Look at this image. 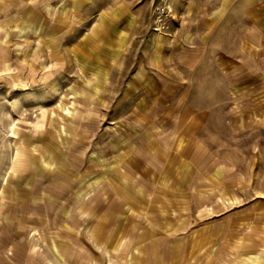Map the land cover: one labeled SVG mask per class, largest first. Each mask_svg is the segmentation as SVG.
I'll list each match as a JSON object with an SVG mask.
<instances>
[{
  "label": "rangeland",
  "instance_id": "1",
  "mask_svg": "<svg viewBox=\"0 0 264 264\" xmlns=\"http://www.w3.org/2000/svg\"><path fill=\"white\" fill-rule=\"evenodd\" d=\"M151 1L0 2V264H264V0Z\"/></svg>",
  "mask_w": 264,
  "mask_h": 264
},
{
  "label": "crops",
  "instance_id": "2",
  "mask_svg": "<svg viewBox=\"0 0 264 264\" xmlns=\"http://www.w3.org/2000/svg\"><path fill=\"white\" fill-rule=\"evenodd\" d=\"M5 0H0V2ZM93 6L98 7L100 10H105L104 13H110L113 11H116L118 9V6L120 10L122 11H131L132 8L134 9V12H132L133 15H138L139 12L142 10H148L149 14L151 13V6L152 1L151 0H144L143 2H140L141 0H126L122 1L121 3L118 2V0L112 1V0H92ZM108 1V2H107ZM227 1H224V3ZM228 3V2H227ZM76 14H77V27H79V14H81L84 11L85 7V0H76ZM51 11V8H50ZM101 12V11H100ZM111 20V17L109 18ZM83 20V19H82Z\"/></svg>",
  "mask_w": 264,
  "mask_h": 264
},
{
  "label": "built area",
  "instance_id": "3",
  "mask_svg": "<svg viewBox=\"0 0 264 264\" xmlns=\"http://www.w3.org/2000/svg\"><path fill=\"white\" fill-rule=\"evenodd\" d=\"M155 31L167 30L168 29V18L170 16V9L166 6H155Z\"/></svg>",
  "mask_w": 264,
  "mask_h": 264
}]
</instances>
